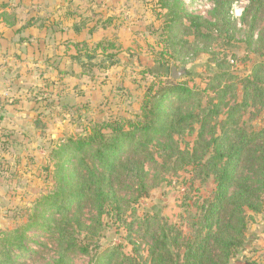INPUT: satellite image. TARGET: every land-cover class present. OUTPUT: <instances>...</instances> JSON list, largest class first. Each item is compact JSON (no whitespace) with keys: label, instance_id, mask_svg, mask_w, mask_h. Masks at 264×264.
Listing matches in <instances>:
<instances>
[{"label":"rangeland","instance_id":"374dc122","mask_svg":"<svg viewBox=\"0 0 264 264\" xmlns=\"http://www.w3.org/2000/svg\"><path fill=\"white\" fill-rule=\"evenodd\" d=\"M233 1L229 11L231 27L223 30L216 8L219 0H182L189 14L216 25L213 36L217 39L200 42L188 30L177 31L178 39L186 41V46H171L170 54L177 61L164 58L168 75L171 67L176 71L184 67L185 75L177 81L200 92L208 87L219 62L225 61V73L250 76L253 65L264 60V12L256 16L254 8L249 10V0ZM157 2L0 0V5L8 7V21L15 24L13 28L0 25V105L14 109H10L13 118L0 126L6 132L4 136L16 134L8 147L2 146L7 153L3 157L0 154L5 179V185L0 186V234L25 224L35 200L53 189V181L46 178L54 163L51 153L76 133L75 115L67 107H83L80 115L85 125L128 119L138 112L151 84L172 80H156L149 73L158 72L156 59L168 37ZM74 25L86 28L76 33ZM103 39L113 48L105 54L93 52L95 43ZM83 43L86 47L81 51ZM226 79L220 84L226 85ZM216 92L209 89L206 95L220 104L216 120H221L229 107L225 104L233 102V93L216 99ZM208 101L202 97L203 104ZM262 104L257 110L248 108L239 126L248 131L264 127V98ZM211 125L213 122L208 127ZM194 138L195 133L186 136L180 148L188 143L189 153L194 149L197 157H204L203 147H194ZM174 159L160 152L157 164L138 159L126 164L125 171L112 179L110 188L126 224L132 223L131 229L128 231L110 217H103L101 225H96L95 210L87 204L80 217L84 228L76 239L89 255H72L70 264H91L95 254L115 246L123 255L146 263L150 240L142 221L149 217L175 226L188 240L193 238L190 223L197 220L199 209L215 185L211 178L202 180L192 164L177 169ZM240 175L257 188L254 164H246ZM256 195L261 208L256 213L246 211L245 242L226 264H264V192L257 191ZM54 219L58 216L54 215ZM24 245L23 256L14 251L15 264H54L58 258L55 242L37 226L26 232Z\"/></svg>","mask_w":264,"mask_h":264},{"label":"trees","instance_id":"16d2710c","mask_svg":"<svg viewBox=\"0 0 264 264\" xmlns=\"http://www.w3.org/2000/svg\"><path fill=\"white\" fill-rule=\"evenodd\" d=\"M249 1V10L254 8L256 16L264 12V0ZM233 2L219 0L216 3L223 30L231 27L229 11ZM157 4L163 12L168 37L156 59L158 72L149 73L156 80L165 77L172 80L151 84L138 112L128 119L85 125L81 123L80 115L83 107L76 104L67 107L75 115L76 133L58 144L51 153L54 163L46 178L53 181V189L35 200L25 224L0 234V264H15L16 250L17 256H23L26 232L33 226L48 233L55 242L58 258L54 264H70L72 255H89L88 249L76 239L84 228L80 217L87 204L95 210L96 225H101L103 217H110L129 231L132 223L126 224L123 219L110 183L134 159L157 164L160 152L174 157L177 169L192 164L202 180L212 179L215 188L199 209L197 220L190 223L194 231L190 240L182 237V232L175 226L157 221L155 217L142 221L150 240L144 264H226L243 247L247 230L245 213L260 210L261 203L256 201L260 197L256 194L257 191L264 192V127L248 131L239 126V121L248 108L257 110L263 106L264 60L253 65L249 77L225 73V61L217 63L214 76L202 92L189 87L186 82L177 81L178 78L173 79L171 69L175 67L170 68L168 75L164 58L177 61V57L170 54L171 46H186V41L178 39L177 31L188 30L195 40L211 42L217 39L213 36L216 25L189 14L182 0H158ZM0 18L5 21V13H0ZM7 25L15 26L14 22ZM72 28L80 33L86 27L74 25ZM249 40L251 35L248 44ZM73 45L80 46L78 43ZM81 46L80 50H85L86 44ZM111 48L113 45L103 39L95 43L93 52L105 54ZM225 78L226 85H221L220 80ZM209 89H217L216 99L233 93V102L225 104L229 107L221 120H216L220 104L213 103L214 99L206 95ZM203 96L209 99L206 104L202 102ZM210 122L213 125L208 127ZM193 133L194 147L202 146L204 157H197L194 149L189 153L188 143L184 144V149L180 148L184 138ZM1 143L4 142L0 140ZM246 164L256 167L257 188H252L250 180L240 175ZM46 168L49 171L50 167ZM54 215L58 219H54ZM95 255L91 264H140L123 255L117 246Z\"/></svg>","mask_w":264,"mask_h":264},{"label":"crops","instance_id":"0c3cea01","mask_svg":"<svg viewBox=\"0 0 264 264\" xmlns=\"http://www.w3.org/2000/svg\"><path fill=\"white\" fill-rule=\"evenodd\" d=\"M7 12H9L8 7L5 6L4 4L0 5V13H5L6 18H7V21H8V17H7L8 16V13ZM6 18H4L5 21H3L2 18H0V25H7L9 23V21L8 22L6 21ZM8 28H9V26H8ZM10 109L11 110H14L11 106H7V105L5 106L4 104L3 105H0V124H1V126H2V124H3V122L5 120L10 119L12 117V115L10 113L12 111H10ZM21 109H23V108H21ZM4 110H6L7 112H5ZM1 126H0V140L2 142H4V143H1L0 144V147L2 148V149H0V154H2L1 156L3 157L4 156L3 154L7 153L6 150L3 147L4 146L8 147L12 143V141H10V139L13 136H15L16 134H13V132H12V133L7 134V136H4V133H6V132L4 130H2V127ZM2 157H0V186L1 187H3L5 185V182H4V180H5L4 179V174L2 172V164H3V161L1 159ZM8 183H10V182L8 181Z\"/></svg>","mask_w":264,"mask_h":264},{"label":"water","instance_id":"95a60500","mask_svg":"<svg viewBox=\"0 0 264 264\" xmlns=\"http://www.w3.org/2000/svg\"><path fill=\"white\" fill-rule=\"evenodd\" d=\"M184 72H185V68L184 67L180 68L178 71H176L174 68H172L171 69V77L173 79H177L180 76H182L184 74Z\"/></svg>","mask_w":264,"mask_h":264}]
</instances>
